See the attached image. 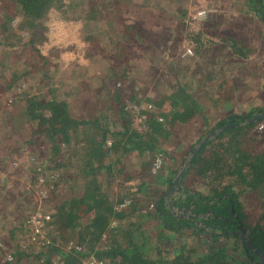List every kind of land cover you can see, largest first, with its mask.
<instances>
[{
  "label": "trees",
  "instance_id": "16d2710c",
  "mask_svg": "<svg viewBox=\"0 0 264 264\" xmlns=\"http://www.w3.org/2000/svg\"><path fill=\"white\" fill-rule=\"evenodd\" d=\"M131 1L0 0V91L5 100L0 117L11 110L9 141L15 154L27 156L31 182L44 172L55 174L48 181L55 187L45 201L53 242L45 251L21 250L0 264H50L57 254L70 264L89 256L114 264H263L241 236L240 224L264 251V116L253 119L264 110V0H243L244 10L232 16L221 12L207 26L218 28L214 35L220 44L205 34L203 24L196 30L188 26L193 20L186 19L187 2L175 6L176 25L159 32L122 16V6ZM53 10L66 16L78 11L87 21L103 22L108 53H95L94 59L106 75L84 66V76H76L61 62L73 75L54 77L49 66L54 48L44 52L37 45ZM182 34L194 51L190 67L210 56L213 44L224 57L240 61L246 75L255 61L262 79L260 104L211 124L191 84L179 80L160 96L145 94L134 79L129 54L135 47L141 57H152L154 51L159 60L152 57L151 67L168 62L172 69ZM29 48L32 54H26ZM19 59L22 63L16 65ZM38 73L43 91L34 92L33 84L23 83ZM206 73L202 78L200 72L199 85L211 77ZM128 102L137 103L139 111L126 108ZM137 113L146 114L142 128L135 124ZM201 120L196 137L180 129L198 127ZM228 122L232 125L219 132ZM158 156L162 164L154 170ZM187 160L177 186L180 194L168 195ZM72 162L76 170L67 174ZM146 219H156L154 229ZM14 227L8 238L14 239ZM70 241L82 250L60 247Z\"/></svg>",
  "mask_w": 264,
  "mask_h": 264
},
{
  "label": "rangeland",
  "instance_id": "374dc122",
  "mask_svg": "<svg viewBox=\"0 0 264 264\" xmlns=\"http://www.w3.org/2000/svg\"><path fill=\"white\" fill-rule=\"evenodd\" d=\"M183 2L174 3L173 0H132L130 3H125L122 6L121 14L129 22L137 21L143 26H147L156 31H163L164 28L168 26H174L176 19V7L184 6L187 2L188 17L194 9L201 6L208 7L213 10L211 16L206 20H193L189 21L190 28L197 29L201 24L206 28L205 34L212 40H216L219 43V37L215 36L219 30H213L207 28L220 19L221 12H225L227 16H232L240 11L244 10L243 0H182ZM158 3H161L158 4ZM186 6V5H185ZM2 14V9L0 7V15ZM69 14V13H68ZM19 16L16 17L15 22L19 21ZM214 21H213V20ZM213 21V22H212ZM92 24L88 27V24ZM138 23V24H139ZM86 25V27H84ZM225 26H219V28H224ZM47 28L43 39L37 42V45L42 48L44 52L49 49L54 48V52L50 57V69L54 72V77L58 79L69 78L70 72L67 68L76 73V76H84L80 73V70L85 66L88 68V72L96 71L97 74L106 75V69L100 67V63L96 62L94 59L95 53H100L102 55L107 54V38L108 31L103 24V22L97 21H87L84 18L82 12H73L69 16L63 15L60 12L53 10L51 12L50 18L47 20ZM159 34V33H158ZM215 34V35H214ZM160 38V34H159ZM161 39V38H160ZM187 48H191L187 44L184 34L179 35L177 38V45L175 47V60L176 64L171 69L168 62H159L157 68L151 67L152 57L158 59L155 52H152V57L149 55L136 54L137 47H135L129 54L128 61L130 65L134 68V79L137 84L147 95L160 96V92H168L171 90L172 86L181 80L187 84L193 85L196 89L197 98L200 100L201 104L206 110L207 116L211 119V124H215L218 119L226 116L230 112H245L251 105L260 104L259 100L261 95L259 94L262 89V79L259 78L258 71L256 68V62L251 61V65L248 67V72L250 75H246L245 66L240 64V61L235 58H227L223 56L224 51L219 52L217 49H213L210 56L204 58L203 62L199 63V66L195 68L190 67V62L192 56H194V51L192 53L187 52ZM226 48V47H225ZM158 49V47H156ZM213 52H219L215 54ZM32 54V49L29 48V52L26 54ZM23 54V55H22ZM4 55V50L0 49V56ZM22 55L21 58L25 59V54L20 51ZM56 55V56H55ZM22 59L16 62V65L22 63ZM33 59V58H32ZM65 62L67 68L60 63ZM59 65V68L56 67ZM80 74H79V73ZM200 72H208L211 76L207 78L203 84L200 83ZM256 72V73H255ZM207 75V74H206ZM206 75L204 78H206ZM41 74L35 78L25 81L23 83L33 84L34 92L43 91V89H38V85L42 83ZM105 76L103 77V79ZM203 78V75H202ZM120 83V82H119ZM246 83V84H245ZM85 92L88 89H84ZM39 91V92H40ZM0 91V114L3 111L4 98ZM88 95L91 93L88 92ZM76 99V97H75ZM153 105V104H152ZM154 107V105H153ZM11 110L9 114L5 111L3 113L2 119L0 117V177L3 178L4 186L0 191V236L4 235V239L8 243L13 244L17 240H21L22 235V224L20 221L17 227L13 224L18 222L20 218L26 216V214L31 211L33 206V193L30 191V165L28 164L27 156L25 154L17 155L12 151L13 143L9 141L8 133L14 132L11 127ZM136 124V123H135ZM202 120L199 121V126H187L183 129L184 134H192L197 136L202 129ZM140 127V124H138ZM262 124H259L258 129L262 130ZM172 139V138H171ZM180 165L182 167L184 165ZM21 165V166H20ZM76 165L74 162L66 166L67 174L74 173L76 170ZM179 167V168H180ZM178 168V169H179ZM163 171H160V173ZM170 190V187H169ZM168 190V191H169ZM167 191V192H168ZM171 196L178 195L180 192L175 188L170 192ZM45 205V204H44ZM44 209H51L44 206ZM177 211V208H174ZM178 212V211H177ZM156 219H146V225L151 229L156 226ZM16 228L14 232V239L8 238L11 228ZM2 238V237H1ZM228 246H232L228 243L229 240L222 238ZM202 246H199L201 250Z\"/></svg>",
  "mask_w": 264,
  "mask_h": 264
},
{
  "label": "built area",
  "instance_id": "2783aa9c",
  "mask_svg": "<svg viewBox=\"0 0 264 264\" xmlns=\"http://www.w3.org/2000/svg\"><path fill=\"white\" fill-rule=\"evenodd\" d=\"M213 10L208 7L201 6L193 10L190 13L189 18L191 20H206ZM192 53V49L187 48L186 53ZM148 108H152V104H147ZM126 108L131 111H139L140 106L137 103L128 102ZM146 119V114L137 113L135 116V123L140 124L139 128H142V123ZM162 164V157L158 156L157 161L154 166V170L160 168ZM35 165L37 169L41 170L40 162L35 159ZM55 177V174H50L48 176L45 172L40 174L35 181L31 182L30 191L33 193L34 201L31 211H29L22 223V239L15 241L13 244L8 243L3 237H0V260L1 261H11L15 259L17 252L24 251H45L49 245L53 242L49 234V223L51 221V212L48 209H44L45 201L49 198L51 190L54 189V183L49 178ZM4 181L0 177V191L3 189ZM60 247L65 251L82 250V246L77 244V242L70 241L66 244H61ZM50 264H70L61 255H55ZM77 264H114L110 261H104L96 258L95 256H89L87 258H82Z\"/></svg>",
  "mask_w": 264,
  "mask_h": 264
},
{
  "label": "water",
  "instance_id": "95a60500",
  "mask_svg": "<svg viewBox=\"0 0 264 264\" xmlns=\"http://www.w3.org/2000/svg\"><path fill=\"white\" fill-rule=\"evenodd\" d=\"M261 116H264V110H263L261 113L254 115V116H253V119H258V118H260ZM231 125H232V124L228 122L227 124H225V126H224L221 130H219V132H221L223 129H225L226 127H229V126H231ZM212 134H213V132L208 133L206 136H204V137L200 140V142H199L197 145H195V148L192 150V155L195 154V153H196V152H197V151L203 146V144H204V143L210 138V136H211ZM188 162H189V160L185 161L184 165L178 169V171H177V173L175 174V177H174V179H173V184H172V186L170 187V190L168 191V195L171 196V193H170V192L173 191L175 188H177V186H178V184H179V178H180L181 174L183 173L184 169L186 168V166L188 165ZM240 226H241V229H242V231H241V233H240L241 236H242L243 238L246 239L247 243L249 244L250 247L253 248L254 252L260 256L261 261H262L263 264H264V251H263V250L257 245V243H256L255 241H253V239L249 236L246 227H245L243 224H240Z\"/></svg>",
  "mask_w": 264,
  "mask_h": 264
},
{
  "label": "crops",
  "instance_id": "0c3cea01",
  "mask_svg": "<svg viewBox=\"0 0 264 264\" xmlns=\"http://www.w3.org/2000/svg\"><path fill=\"white\" fill-rule=\"evenodd\" d=\"M186 17H187V15H186ZM92 24L90 23V24H88L87 26L88 27H90ZM93 26V25H92ZM84 27H86V25L84 26ZM87 28V27H86ZM207 73L206 72H204V74H203V78H204V76L206 75Z\"/></svg>",
  "mask_w": 264,
  "mask_h": 264
}]
</instances>
